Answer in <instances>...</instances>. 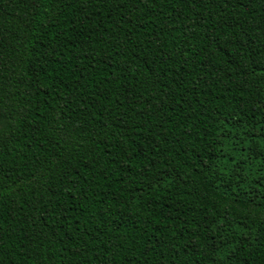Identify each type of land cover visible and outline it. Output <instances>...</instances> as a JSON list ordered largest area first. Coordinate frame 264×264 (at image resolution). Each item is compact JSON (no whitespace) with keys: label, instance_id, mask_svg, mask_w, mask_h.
Segmentation results:
<instances>
[{"label":"trees","instance_id":"1","mask_svg":"<svg viewBox=\"0 0 264 264\" xmlns=\"http://www.w3.org/2000/svg\"><path fill=\"white\" fill-rule=\"evenodd\" d=\"M0 264H264V0H0Z\"/></svg>","mask_w":264,"mask_h":264}]
</instances>
